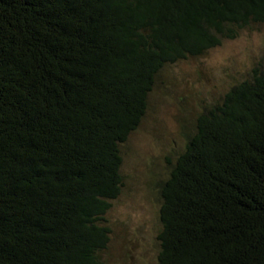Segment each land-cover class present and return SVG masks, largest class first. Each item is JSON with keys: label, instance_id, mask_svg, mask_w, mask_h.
I'll return each instance as SVG.
<instances>
[{"label": "trees", "instance_id": "trees-1", "mask_svg": "<svg viewBox=\"0 0 264 264\" xmlns=\"http://www.w3.org/2000/svg\"><path fill=\"white\" fill-rule=\"evenodd\" d=\"M264 27V0H0V264H105L121 144L160 70ZM158 183V264H264V54Z\"/></svg>", "mask_w": 264, "mask_h": 264}, {"label": "rangeland", "instance_id": "rangeland-1", "mask_svg": "<svg viewBox=\"0 0 264 264\" xmlns=\"http://www.w3.org/2000/svg\"><path fill=\"white\" fill-rule=\"evenodd\" d=\"M264 54V27L252 24L198 56L165 65L146 112L121 144L123 186L106 214L111 227L105 264H158V183L167 160L184 150L196 115L246 78Z\"/></svg>", "mask_w": 264, "mask_h": 264}]
</instances>
